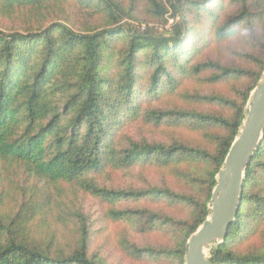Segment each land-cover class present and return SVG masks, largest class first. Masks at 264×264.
<instances>
[{
  "label": "trees",
  "instance_id": "1",
  "mask_svg": "<svg viewBox=\"0 0 264 264\" xmlns=\"http://www.w3.org/2000/svg\"><path fill=\"white\" fill-rule=\"evenodd\" d=\"M146 2L148 15L166 23L168 7L164 1ZM225 5V0L172 1L170 8L182 17L168 35H158L125 27L123 19L135 18V7L126 8L118 0H0L2 15H12L25 8L32 13L51 12L68 17L66 23H52L36 32L0 30V174L6 168H15L25 181L19 187L22 201L14 216L9 219L0 210V264H99L90 255L87 219L82 215L81 238L70 251L58 248L52 234H44L42 238L32 235L37 221L47 224L56 218L57 201L48 187L61 182L75 184L80 190L111 203L169 201L197 208L199 213L194 223L179 225L168 216L164 219L163 215L150 211L110 214L119 221L139 217L149 223L151 231L160 226H177L179 240L172 250L157 251L130 242L124 245L138 258H166L185 264L187 242L210 215L208 205L217 174L240 132L251 93L264 75V45L262 55L254 58L255 70L195 61L199 49L190 43L203 31L195 24L209 18L214 38L227 40L240 28L254 31L264 21V0H230L233 12L220 23L227 13ZM72 6L92 18L102 15L103 22L73 24L67 11ZM141 70L149 71L147 93L155 99L166 90L176 91L180 76L187 74L208 71L212 73L213 83L226 79L237 82L251 79L252 83L242 92L240 100L204 97V101L234 110L232 118L186 110H152L147 114V119L157 125L172 122L197 130L214 127L226 130L225 135L216 138L214 151L182 142L144 141L134 142L128 150L119 153L112 146L113 128L122 110L136 112ZM106 159L123 167L156 160L163 168L205 162L213 169L205 197L198 201L167 187L122 191L101 188L86 176L98 172ZM32 180L44 187L28 185ZM261 186L264 187V137L247 167L236 221L230 225L226 240L211 248L212 264H264V248L245 253L240 250L249 238L264 234ZM6 197L7 194L0 195V208Z\"/></svg>",
  "mask_w": 264,
  "mask_h": 264
},
{
  "label": "rangeland",
  "instance_id": "2",
  "mask_svg": "<svg viewBox=\"0 0 264 264\" xmlns=\"http://www.w3.org/2000/svg\"><path fill=\"white\" fill-rule=\"evenodd\" d=\"M118 1L126 8L135 7L133 10L135 18L125 17L122 24L125 27L132 26L138 31H146L148 34L168 35L174 23L182 17L170 8V2L175 0H163L168 7L166 23L156 21L148 15L146 0ZM229 2L230 0H225L227 13L222 16L220 23L233 12L234 7L230 6ZM67 11L70 13L73 24H83V21H88L97 25L103 22L102 15L92 18L90 14L81 13L82 11L74 6L67 8ZM65 18L68 17L58 13H32L24 8L12 15L0 14V30L5 33L24 32L27 29L36 32L38 28H46L52 23H66ZM210 21L211 19L206 18L202 23L195 24L199 30H203L198 36L193 37L190 43L195 44L199 49L195 61L197 63L212 61L227 67L257 69L254 58L260 57L263 53L264 21L259 22L254 31L240 28L235 36L227 40L214 38ZM113 72L117 74V71L112 69ZM140 75L137 86L140 95L136 112L129 113L128 110H122L116 121L117 126L113 128L112 146L119 153L128 150L134 142L143 143L144 141L163 144L182 142L192 147L214 151L217 144L216 138L225 135L226 130L219 127L197 130L189 125H175L172 122L157 125L147 119V114L152 110H186L232 118L235 114L234 110L219 103L204 101V97L223 96L230 100H240L242 92L252 83L251 79H244L241 82L226 79L213 83L210 79L212 73L208 71L200 75L187 74L180 76L176 91L166 90L165 94L155 99L147 93L149 71L141 70ZM212 169V165L205 162L163 168L156 160L123 167L117 163H110V159H106L98 172L88 174L86 178L101 188L113 191L167 187L177 194L202 201ZM23 183H25L24 175L15 168H6L0 174V195L7 194L5 204L0 210L9 219L14 216L19 202L22 201V192L19 187ZM34 184L44 187L36 180H32L28 185ZM48 188L56 198L58 213L56 218L49 220L47 224H40V221H37L39 224H35L32 235L35 238H42L44 234L49 236L52 234L58 248L70 251L75 248L77 241L81 238L83 218L80 215H82L87 219L90 255L99 264H176L173 259H157L149 256L138 258L124 244L130 242L142 248L157 251L172 250L179 240L177 226H160L151 231L148 229L151 227L149 223L139 217H134L131 221H119L111 217L112 212L150 211L163 215L164 219L168 216L178 225L181 222L194 223L199 213L197 208L187 203L177 204L169 201L156 203L147 200H124L111 203L94 197L68 182H61ZM260 189L264 190V187L261 186ZM210 205L211 202L208 206ZM263 248L264 234L253 236L240 246L243 253L260 251Z\"/></svg>",
  "mask_w": 264,
  "mask_h": 264
},
{
  "label": "water",
  "instance_id": "3",
  "mask_svg": "<svg viewBox=\"0 0 264 264\" xmlns=\"http://www.w3.org/2000/svg\"><path fill=\"white\" fill-rule=\"evenodd\" d=\"M264 137V75L252 91L242 127L217 175L210 215L187 242L185 264H212V246L223 243L236 221L246 170Z\"/></svg>",
  "mask_w": 264,
  "mask_h": 264
}]
</instances>
